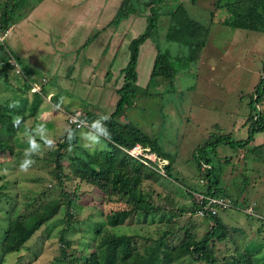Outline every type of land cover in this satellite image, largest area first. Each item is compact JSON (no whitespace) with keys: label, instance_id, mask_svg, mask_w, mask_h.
I'll list each match as a JSON object with an SVG mask.
<instances>
[{"label":"rangeland","instance_id":"rangeland-1","mask_svg":"<svg viewBox=\"0 0 264 264\" xmlns=\"http://www.w3.org/2000/svg\"><path fill=\"white\" fill-rule=\"evenodd\" d=\"M33 1L20 0L17 2L19 7L26 6L22 10L23 15L29 14L30 7L34 5ZM44 1L37 12L62 14L69 4L64 0ZM77 1L81 3L85 0ZM110 1L112 5L111 11H109L111 14L115 11L120 0ZM178 1L182 2L193 20L208 26L205 45L197 54L194 55L193 53L190 57V48L186 45L167 42L164 35L169 18L168 16H161L158 26L159 35L146 39L140 46L136 66V85L140 91L146 88L157 49L168 50L172 55L173 65L177 69L173 85L171 86L167 79L157 78L147 88L153 94L136 98L135 107L130 108L126 114V117L145 133L160 139V144L172 154L171 159L174 158L175 170L173 173L178 176V181L162 179L154 185L156 192L160 193L159 196H155V204L160 207L159 212L145 215L144 212L139 211L129 217L122 225L109 227L106 224V215L112 211L125 208L126 204L124 201H117L104 196L94 185L73 176V170L70 166L71 157L76 151L79 152L83 149L90 151L99 148L101 143L103 147L99 149H104L108 148V144L104 138L92 132L93 130H89L91 129L89 123L87 125L89 131L85 126L75 129L72 135H76L78 139L65 147H59L61 142L66 141V139L70 142L72 137L71 133L64 132L62 117H59V120L50 119L52 112L50 109L55 108L54 102L50 101L47 103L50 118L46 117V113L41 111V108L35 116V118L38 117L37 123H39V126L37 124V134L42 137L37 143L36 141L33 142L35 149L25 153V149L29 147L30 135L18 133L16 135H19L20 141L18 144L15 143L16 145L12 150L14 154L0 153V239L2 238L1 229L7 224V216L4 211L10 210L13 206L18 207L21 210L19 212L28 213L32 207H38L43 202L53 199L66 202L65 197H68L73 199L74 204L69 205V207L62 204L59 212L40 225L23 244L24 246L20 251L6 254L2 264H66L63 258L64 252L68 258L73 255H82L90 260L94 252L92 245L98 236L95 229H99V224H101V232L107 229L109 233L113 234L132 235L138 245H142L145 239L159 237L161 231L167 229L162 222L163 220L170 223V230L174 236L170 234L169 237L174 243L184 233L183 227L188 224L192 228L196 227L194 230L200 238L210 228V222L208 223L204 215L197 213L190 215L192 212L189 210L193 198L187 194L188 190L195 192L194 197H197V194L204 195L205 191V186L199 184V173L201 174V172L197 168V161L200 160V156L203 157L206 154L199 148L205 149L207 146L209 149L212 144L208 145L207 143L222 135L229 134L230 138L228 139L231 140H241L247 137L245 121L250 113V101L253 99L255 88L264 78L262 70L264 30H250L224 25L221 22L228 16V12L223 8L214 10L216 0H197L195 4H192L190 0H166V4L172 8ZM86 2L88 1L86 0ZM5 5L1 2L0 15ZM109 11L106 14L103 12L102 19L105 21ZM211 11L214 12L212 22H210ZM47 17L44 18L47 19ZM20 21L16 22L18 27ZM146 24V20L142 16L128 19L123 23L115 37L118 52L115 53L116 55L114 54V57L110 52V45L106 51L103 50L104 43L101 44V40L105 35L100 34L98 36L94 31L90 32L87 37L89 43L86 47L88 50L90 47H95L96 52L86 53L89 57L85 59L94 61L98 53L105 57L103 63H98V66L103 65L104 67L91 70L92 78L98 80L99 84L97 88L90 87V89L96 88L102 94L97 96L99 99L93 100L87 95L78 97L73 95L72 98H68L59 92L60 95L56 96L55 101L64 99L63 101L67 103L68 107L77 102V105L81 106L79 112L82 114L91 112L99 116L102 114L109 115L111 111L113 112L115 106L112 104L117 97L116 90L120 82L123 81V68L128 62V42L142 33ZM38 28L34 29L36 34ZM109 28L113 32L114 28ZM54 31L56 35H59L58 28ZM46 33L44 32L42 36L38 33L35 37L31 33H27L28 35L24 34L23 39L30 40L28 43L32 45V42L39 43V39ZM56 35L51 33L53 38L59 39V36ZM16 41H20V39ZM6 43H8V39ZM118 43L121 44L118 45ZM8 48L13 53L11 54L13 59L21 68L9 70L7 76H1L0 103L12 98L15 94L25 101L27 98L31 100L34 91L40 92L42 85L39 86V83L46 81L41 79V75L49 73L47 69H44L46 64L43 65L47 56L40 53V60H37L36 67L34 66L35 73L29 74L36 80V83L33 84V88L29 92L22 95L23 90L21 88L26 85V82H24L25 78L21 74V70L28 66L27 56L24 57L18 51L20 50L19 45L13 48L11 44H8ZM31 49L38 51L42 48L33 47ZM84 49L85 47L82 51ZM63 51L56 52V55L59 53L62 56ZM194 51H196L195 48ZM65 63L68 65L63 68L62 77L68 81L75 74V70L71 66L73 63L71 57ZM85 64L82 62L79 66L80 70H78V72L84 73L83 75L86 74ZM77 65L78 62L75 63V68ZM86 66L88 65L86 64ZM60 73V70L59 72L56 70L50 83H54L57 77H60L58 76ZM74 86L81 90L78 83H74ZM166 87H168L167 90ZM104 97L105 99L108 98V101L102 103L104 107L101 109L99 106H101V101L105 100ZM73 101L76 102L73 103ZM20 102H18V106H20ZM257 107L262 109L264 115V88L263 96ZM96 110H99V113L93 112ZM25 114L29 116L30 111ZM67 117L68 115L66 119ZM126 117L121 116L120 120L129 123V119ZM63 120L65 122V116ZM27 121L35 123L33 117H29ZM25 134L27 137L23 143L21 138L25 139V137L21 135ZM2 135H5V132ZM45 137H48V141H52V143H46ZM92 137L98 139L94 141ZM85 144L89 147H95L85 148ZM259 145L260 147H256ZM51 151L53 152L49 154ZM217 151L220 159L225 157L231 159L216 165L219 185L224 188L223 191H227V198L229 197L230 200L238 202L240 205L238 208H232L229 205L225 210L219 211L218 215L226 224L236 227L235 238L237 240L235 239V242L258 255L259 260H256L255 264H264V131L254 135L248 145H233L231 147L222 143L217 147ZM137 152L140 153V149H137ZM60 155L61 157H58ZM148 156L151 159L154 158L153 154ZM215 158L218 159L217 156H213V159ZM26 159H32L35 162L27 171H22L20 166ZM247 180L248 182L245 183ZM30 200L35 203L31 202L29 206L25 207ZM221 205L216 204V211L221 209ZM181 209L186 211L183 212ZM161 213H164V219L161 217ZM166 217H170L171 220L167 221ZM67 223H70V226H67ZM235 246L236 244L232 240L218 242L214 251V255L219 261L217 264H229V260L225 258L232 253ZM245 257L249 261L246 255ZM170 264L205 263L185 257Z\"/></svg>","mask_w":264,"mask_h":264},{"label":"trees","instance_id":"trees-1","mask_svg":"<svg viewBox=\"0 0 264 264\" xmlns=\"http://www.w3.org/2000/svg\"><path fill=\"white\" fill-rule=\"evenodd\" d=\"M178 2L174 7L170 8L167 6L166 0L120 1L115 15L110 22L113 28H117L131 14L144 17L147 24L142 33L128 42V62L123 68V82L120 88L116 90L119 97L114 111L108 115L109 119L107 121L101 119V127L105 124L108 133H110V139H106L104 131H98L92 126L93 121L103 116H96L89 112L85 115L81 113V120L86 121L88 124L90 123L92 129L94 128L95 131L106 139L108 148L76 151L71 157L70 168L73 170V176L94 185L104 196L113 200L124 201L126 204L125 208L112 211L106 215V224L109 227L124 224L129 217H132L134 213L139 211L144 212L145 215L159 212L160 207L155 204V196H159L160 193L156 192L154 185L162 179L178 181V176L173 173L175 170L174 158L173 160L171 159L172 154L164 149L160 144V139L151 137L126 117L127 111L135 107L136 98L153 94L147 88L157 78L162 77L163 79H167L168 83L171 86L173 85L177 69L173 65L172 55H170L168 50L162 51L160 49H157L146 88L140 91L136 85V66L140 46L146 39L159 35L158 26L161 16H168L169 18L164 35V39L167 42L186 45L190 48V57H192L193 53L194 55L197 54L205 45L208 26L193 20L188 15L182 2L179 4ZM190 2L195 4L197 0H190ZM222 8L228 12V16L221 22L224 25L234 28L264 30V0H216L214 10ZM213 11L210 12V22L213 21ZM10 14L9 9L1 13L0 30L7 29L10 25ZM194 48L196 51L193 52ZM11 54L8 51L6 42H1L0 78L1 76H7L9 70L15 69L11 60L13 59ZM13 60L15 61V59ZM15 63L17 64L16 61ZM19 68H21L20 65ZM262 70L264 73V61ZM30 73L33 75L34 71L27 66L21 70V74L25 78L24 82H26V85L21 88L23 90L21 92L22 95L29 92L33 88V84L36 83V80L30 77ZM263 81L264 78L261 79L260 84L255 88L253 94L254 100L251 98L252 100L250 101V113L245 121L247 137L241 140H231L228 139L230 138L229 134L222 135L207 143L208 145L212 144L209 149H207V146L205 149L203 147L199 148L206 154L203 157L200 156V160L197 161V168L201 172V174L199 173V184L205 186L204 195L197 194L198 197L196 198L194 197L195 192L190 189H187V194L193 198L192 206L189 209L192 214L198 210H203L204 218L208 223L210 222V228L206 230L201 238L194 230L196 227L192 228L188 224L183 227L184 233L174 243L169 237L172 234L169 226L170 223L163 220L162 222L167 229L161 231L159 237L145 239L142 245H138L132 235L113 234L109 233L107 229L101 232V224H99V229H95L98 236L92 245L94 247L93 257L90 260L82 255H73L68 258L64 252L63 258L65 263L170 264L180 258L190 257L195 261L205 264H217L219 261L216 255H214L217 243L232 240L236 246L233 247L232 253L225 258L229 260V264H243L245 262L255 264L256 260H259L258 255L235 242L236 227L226 224L218 215L219 211L225 210L229 205L232 208H238L240 205L238 202L230 200L229 197L227 198V191H223L224 188L219 185L216 165L231 160L226 157L222 159L218 157L217 147L220 144L225 143L231 147L233 145H248L254 135L264 131V115L261 111L262 109L257 107L259 100L263 96ZM7 89L9 88L7 87ZM167 89L168 87H166ZM41 90L42 88H40V92L34 91L31 100L27 98V101H25L15 94L12 98L0 103L1 154H6V152L14 154L12 150L18 144V141H20L19 135H16L18 133H28L30 135L28 143H33L34 141L37 143L42 138L37 134V124L39 126V123H37V118H35L42 101ZM19 101H21L20 106H18ZM27 111H30L29 116L25 114ZM121 116L129 119V123L121 121ZM29 117H33L35 123L28 122ZM75 129L74 127H70L71 131ZM3 132H5V135H2ZM21 136L25 137V139L21 138L24 143L27 136L26 134ZM72 138L70 142L67 139L61 142L59 147H65L67 144L76 141V135H73ZM44 140L48 141V137H45ZM137 145L141 147L142 154L135 156L130 151ZM256 147H260V145ZM52 152H49V154ZM55 152L57 154V150ZM150 154H153V159L149 158L148 155ZM196 155L199 156L200 153ZM45 156L47 157V154ZM213 156H217L218 159H213ZM58 157H61V155ZM247 182L248 180L245 181V183ZM215 197H219L222 203H210L207 205L209 199ZM65 198L66 202L60 199H53L43 202L38 207H32V204L35 202L30 200L25 206L27 207L29 203L33 202L31 204L32 209L28 213L19 212L21 210L16 206L4 211L7 216V224L1 229L0 264L4 263L6 254L20 251L24 246L23 244L31 237L34 231L59 212L62 204L68 207L74 204L73 199ZM216 204H222L220 206L221 209L216 211ZM206 207H211L212 210ZM181 211L184 212L186 210L181 209ZM161 217L165 218L164 213H161ZM166 220L170 221L171 219L170 217H166ZM67 226H70V223H67ZM96 226L98 227V224ZM172 235L174 236V234ZM245 255L249 258V261Z\"/></svg>","mask_w":264,"mask_h":264},{"label":"crops","instance_id":"crops-1","mask_svg":"<svg viewBox=\"0 0 264 264\" xmlns=\"http://www.w3.org/2000/svg\"><path fill=\"white\" fill-rule=\"evenodd\" d=\"M4 1V2H3ZM20 0H0V6L1 2L5 5V8L3 11H7L9 9L10 11V25L8 26L10 29V33L6 36V42L8 39V43H6V46L8 48V44H11L13 48L18 47L20 50H18L20 53L24 55V57L27 56V67L30 68L32 71H34V66L36 67L37 60L39 59L40 53L44 54L47 56V59L43 61V65H45L44 69H47L49 73H45L44 75H41V79L46 80L44 83H39V86L42 85V101L39 109L41 108V111L46 113V117L50 118V113H49V108L47 107V103L50 101L54 102V107L51 112V118L53 120H59V117H62V125H64L63 129L64 132L67 131V133H71V137L73 136L72 133L73 131L70 130V126H67V119L66 116L69 115V113H73L76 111H80V107L77 105L76 101H73L75 105H72L71 107L67 106V103H64V99L62 101H55V98L57 95H60L62 93L64 96H67L68 98H72L74 95L75 97L78 96H83L87 95L88 97H91L93 100L94 99H99L97 96H100L102 93L96 90L97 85L99 84L97 81L93 79L91 72L93 69H101L104 67L103 65H99L98 63H103L105 61V57L100 56L98 53V56L96 55V60L92 61L91 60H86L85 58L89 57L86 55V53H93L96 52L95 47H90L89 50L87 49V45L89 43V38L88 34L92 31L98 34L105 35L102 40L101 44L104 43L103 45V50L106 51L107 47L110 48L111 54H113V57L116 55L115 53L118 52V47L117 44L115 43V37L118 34L119 30L123 26V23L127 21L128 19H134L137 17L136 14H131L129 17L125 20H123L117 28L112 30L109 27H112L110 25V22L112 21L116 9L119 5H117L115 11L110 14V7H111V1L109 0H87L88 2L83 1V2H78L77 0H64V2H68V6L64 9V13L62 14H57V13H42V12H37L39 7L45 2L44 0H34L32 7H30V12L28 15H23L22 10L26 6L19 7L17 6V2ZM44 1V2H43ZM50 1V0H49ZM61 1V0H59ZM121 1V0H120ZM72 2V3H70ZM27 3V2H26ZM58 3V2H57ZM26 5V4H25ZM110 10V11H109ZM109 11V15L106 16V21L102 19L103 12L105 14ZM48 16L47 19L44 17ZM56 21H53L55 20ZM22 20V21H20ZM20 21L19 27L16 22ZM132 22V21H131ZM45 26V27H44ZM37 34L42 36L44 32H47L46 34L43 35L41 39H39V43H33L32 45H29L26 39H23L24 34L26 36L28 35L27 33H31L33 37H35L37 34L34 32V29L37 28ZM59 30V35H56L55 29ZM32 30V31H31ZM14 31V32H13ZM51 33H54L56 36H59V39L53 38L51 36ZM116 33V34H115ZM11 35H13L11 37ZM101 35V36H102ZM11 38L9 40V37ZM97 36V37H98ZM85 37V38H84ZM106 38V39H105ZM20 39V41H16ZM83 39V40H82ZM110 39V40H109ZM34 41V40H32ZM105 41V42H103ZM113 43V44H112ZM122 43V42H121ZM121 43H118L120 45ZM41 44L40 46H38ZM38 46V47H37ZM113 46H115V49H113ZM42 48L41 50H33L31 48ZM85 47V49L82 51V49ZM18 48V49H19ZM60 50L63 51V55H59V53L56 55V52H59ZM8 51L12 53L9 48ZM99 51V49H98ZM103 53V51H101ZM62 53V52H60ZM13 54V53H12ZM51 54V55H49ZM115 54V55H114ZM81 55V56H80ZM85 55V56H83ZM71 57L72 59V68L75 70V74L70 77V79L64 80L63 76V71L64 67H66L68 64L65 63V61ZM85 59V60H84ZM104 59V60H102ZM112 59V58H111ZM12 60V59H11ZM78 62V65L75 68V63ZM82 62H85L88 66L85 64V72L86 74L83 75L84 73L78 72L80 70L79 66L82 64ZM63 64V65H62ZM90 68V70H89ZM23 69V68H22ZM59 70L61 71L60 75L58 74L56 81L54 83H50L51 78L53 75H55V71ZM92 70V71H91ZM47 71V72H48ZM56 77V76H55ZM123 82V81H122ZM74 83H78L81 88V90H78L77 87L74 86ZM121 82L119 84L120 88ZM90 87H96L94 89H90ZM60 92V93H59ZM93 94V95H92ZM117 97L115 98L114 104L112 106L116 105L117 99H118V94L116 93ZM102 97V96H101ZM74 99V98H73ZM105 99V97H104ZM98 101V100H97ZM97 101H95L97 103ZM108 101V98L105 99L104 101H101V106H99L101 109L102 103ZM111 101V100H109ZM43 104V105H42ZM67 108V109H66ZM115 108V107H114ZM38 109V111H39ZM37 111V114H38ZM90 111V110H89ZM114 111V109H113ZM62 112V113H61ZM95 113H99V110L93 111ZM112 112V111H111ZM110 112V114H111ZM81 113V112H80ZM88 113V112H86ZM85 113V114H86ZM91 113V112H89ZM36 114V115H37ZM66 114V115H65ZM84 114V115H85ZM109 114V115H110ZM99 115V114H98ZM107 114H102L99 116H105ZM65 116V122L63 120V117ZM108 116V115H107ZM38 118V117H37ZM52 121V120H51ZM84 121V120H82ZM85 124H88L86 121H84ZM48 124V123H47ZM90 126V125H89ZM91 127V126H90ZM87 128V127H86ZM88 130V128H87ZM93 130L92 132H95L99 135V137H102L97 131L94 130V128L89 129ZM88 130V131H89ZM41 131H44L43 129ZM75 131V130H74ZM103 138V137H102ZM73 138H71L72 140ZM76 139H78L76 137ZM106 140V139H105ZM107 143V141H106ZM131 154H133L130 151Z\"/></svg>","mask_w":264,"mask_h":264},{"label":"clouds","instance_id":"clouds-1","mask_svg":"<svg viewBox=\"0 0 264 264\" xmlns=\"http://www.w3.org/2000/svg\"><path fill=\"white\" fill-rule=\"evenodd\" d=\"M9 29H10V28L8 27L7 29L0 30V36H1L0 43H1V42H6V38H7L6 36L8 35V32H10ZM18 68H19V67H18ZM101 119H102L103 121H107V120L109 119V117H108L107 115H105V116L101 117L100 119H97V120L93 121V122H92V126H93L94 128H96L98 131H104V132H105L106 139H110V133H108L107 128L105 127V124L103 125V127H101ZM87 125H88V124H87ZM85 127H87V126H85ZM92 139L95 141V140H97L98 138H97V137H92ZM46 143L51 144L52 141H47ZM84 147H85V148H93V147H95V146L89 147L87 144H85ZM102 147H103V144L101 143L100 146H99V148H102ZM134 148H135V147H134ZM136 148H137V149H140V153L137 154V156L140 155V154H142V149H141V147H140L139 145H137ZM34 149H35V144L32 143V142H29V147H28L27 149H25V153H28L30 150H34ZM131 151H132V150H131ZM34 154H38V153H34ZM133 155L136 156V154H134V153H133ZM34 162H35V161L32 160V159H26L25 161L22 162V164H21V166H20L21 170H22V171H27V170L30 168V166H31ZM194 194H195V193H194ZM196 194H197V193H196ZM197 197H198V196H197ZM197 197H196V198H197ZM214 199H219V198H218V197H215ZM206 208L212 210L211 207H206ZM196 213H197V211H196ZM194 214H195V213H193V214L191 213L190 215H194Z\"/></svg>","mask_w":264,"mask_h":264},{"label":"built area","instance_id":"built-area-1","mask_svg":"<svg viewBox=\"0 0 264 264\" xmlns=\"http://www.w3.org/2000/svg\"><path fill=\"white\" fill-rule=\"evenodd\" d=\"M0 40H1V36H0ZM12 63L15 66V68H18L17 64L15 63V61L13 59H12ZM80 117H81V113L80 112H73V113L69 114L68 117H67L68 126L74 127L76 129L81 128L83 126H87V124H85V122L82 121ZM131 152L136 154V156H137V154H139L137 152V148L136 147L133 148ZM210 203H222V201H221V199L211 198V199H209L207 205H209ZM197 214L204 215L203 210H198Z\"/></svg>","mask_w":264,"mask_h":264}]
</instances>
